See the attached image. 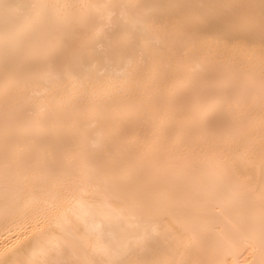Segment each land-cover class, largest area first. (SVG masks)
<instances>
[{"label":"bare ground","instance_id":"6f19581e","mask_svg":"<svg viewBox=\"0 0 264 264\" xmlns=\"http://www.w3.org/2000/svg\"><path fill=\"white\" fill-rule=\"evenodd\" d=\"M0 264H264V0H0Z\"/></svg>","mask_w":264,"mask_h":264}]
</instances>
